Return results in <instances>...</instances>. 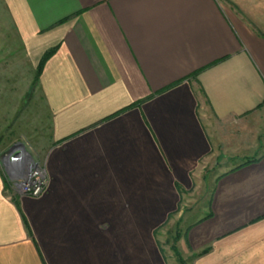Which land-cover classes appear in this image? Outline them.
Returning a JSON list of instances; mask_svg holds the SVG:
<instances>
[{"label": "crops", "instance_id": "obj_1", "mask_svg": "<svg viewBox=\"0 0 264 264\" xmlns=\"http://www.w3.org/2000/svg\"><path fill=\"white\" fill-rule=\"evenodd\" d=\"M52 49L49 185L0 163V264H171L175 222L189 264H264V0H0V96Z\"/></svg>", "mask_w": 264, "mask_h": 264}, {"label": "rangeland", "instance_id": "obj_2", "mask_svg": "<svg viewBox=\"0 0 264 264\" xmlns=\"http://www.w3.org/2000/svg\"><path fill=\"white\" fill-rule=\"evenodd\" d=\"M36 75L37 71L35 77ZM33 87V94L27 95L20 106L14 101V95L0 96V148L2 152L0 163L2 172L6 176L8 189L11 188L7 169L3 162L6 156L14 151H21L23 148L33 160L43 166L51 144V117L35 93L37 88L35 78ZM180 236V225L177 222L170 223L159 234L164 252L171 264L172 261L175 263V258L178 262V257L173 249L174 247L178 249Z\"/></svg>", "mask_w": 264, "mask_h": 264}, {"label": "built area", "instance_id": "obj_3", "mask_svg": "<svg viewBox=\"0 0 264 264\" xmlns=\"http://www.w3.org/2000/svg\"><path fill=\"white\" fill-rule=\"evenodd\" d=\"M24 149L14 151L4 159L11 190L21 196L39 198L45 194L49 178L44 166L33 160Z\"/></svg>", "mask_w": 264, "mask_h": 264}, {"label": "trees", "instance_id": "obj_4", "mask_svg": "<svg viewBox=\"0 0 264 264\" xmlns=\"http://www.w3.org/2000/svg\"><path fill=\"white\" fill-rule=\"evenodd\" d=\"M55 52H56V49H52L48 53H46V55L42 58L39 66H38V69H37V75L35 77V83H36V85L39 82V78H40V76H41V74L43 72V68H44L46 62L55 54ZM180 238H181V236H180ZM180 238L178 240H180ZM173 250H174V252L176 253V255L178 257L179 264H189L187 261H185L181 257V255H180V253H179V251H178V249L176 247H174Z\"/></svg>", "mask_w": 264, "mask_h": 264}, {"label": "bare ground", "instance_id": "obj_5", "mask_svg": "<svg viewBox=\"0 0 264 264\" xmlns=\"http://www.w3.org/2000/svg\"><path fill=\"white\" fill-rule=\"evenodd\" d=\"M25 158H29V156L25 155Z\"/></svg>", "mask_w": 264, "mask_h": 264}]
</instances>
